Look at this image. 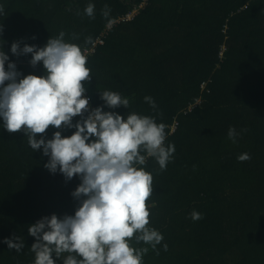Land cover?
I'll return each mask as SVG.
<instances>
[{
	"label": "trees",
	"instance_id": "trees-1",
	"mask_svg": "<svg viewBox=\"0 0 264 264\" xmlns=\"http://www.w3.org/2000/svg\"><path fill=\"white\" fill-rule=\"evenodd\" d=\"M141 2L133 18L108 27ZM89 3L94 18L84 12ZM0 6V50L23 75H44L43 64L33 68L31 54H12V43L44 47L64 31L65 42L87 49L92 80L85 87L94 108L104 105L100 92L114 91L129 99V108L105 111L164 124L173 160L162 172L154 158L141 166L154 177L149 226L164 240L159 255L132 242L149 247L143 264H264V0H0ZM89 36L94 45L85 44ZM57 130L50 127L45 139ZM244 153L251 159L239 162ZM48 160L0 118V264H34L30 225L75 214L79 202L71 193L81 180L52 174ZM193 211L203 219L194 222ZM14 235L24 244L19 253L3 242Z\"/></svg>",
	"mask_w": 264,
	"mask_h": 264
},
{
	"label": "clouds",
	"instance_id": "clouds-1",
	"mask_svg": "<svg viewBox=\"0 0 264 264\" xmlns=\"http://www.w3.org/2000/svg\"><path fill=\"white\" fill-rule=\"evenodd\" d=\"M95 5L89 3L84 12L94 18ZM0 6V14H4ZM111 9L104 6L108 17ZM3 25H0V34ZM65 32L51 37L44 47L13 42L11 53L31 54L33 68L43 64L44 75H23L15 62L0 50V118L9 133L23 132L33 152L43 149L49 157L44 165L52 174L58 171L67 181L79 176L81 183L71 193L78 206L74 215L45 216L31 224L28 234L35 238L31 251L34 264H143L149 245L159 255L158 245L164 237L150 227L153 174L144 166L154 158L160 171L174 158L175 145L165 144L163 123L152 116L135 112L126 117L105 111L121 106L129 108V99L114 91L100 92L104 105L92 108L86 95L85 83L92 80L87 66V49L65 42ZM72 38L79 39L75 33ZM86 45H94L91 36ZM6 62L7 66H6ZM144 100L153 109L157 105L151 96ZM75 117L80 119L73 123ZM58 129L51 139H45L49 128ZM74 128L70 136L59 129ZM242 131H247L243 129ZM235 127L228 138L236 142ZM38 136L40 138H38ZM249 154L237 157L239 162L250 160ZM195 222L203 219L197 211L190 213ZM9 250L19 253L23 241L18 236L3 241ZM163 250H168L167 243ZM67 254V255H65Z\"/></svg>",
	"mask_w": 264,
	"mask_h": 264
},
{
	"label": "built area",
	"instance_id": "built-area-1",
	"mask_svg": "<svg viewBox=\"0 0 264 264\" xmlns=\"http://www.w3.org/2000/svg\"><path fill=\"white\" fill-rule=\"evenodd\" d=\"M144 4V2L138 3L137 5H135V7L128 11L127 13H125L124 15L118 17L117 19L112 20L110 23H108V27H111L112 24H116L119 21H128L131 18H133V16L137 13V11L140 9V7ZM99 42H103V40H99ZM225 49V45H223L222 47V51H221V55L223 54V50ZM88 96V95H87ZM89 97V96H88ZM200 102V101H199ZM198 103V101L196 102ZM91 107L94 108V106L90 103ZM194 104H192L189 109H191L193 107ZM177 126V121H174V123L170 126L171 127V131H174L176 129Z\"/></svg>",
	"mask_w": 264,
	"mask_h": 264
}]
</instances>
